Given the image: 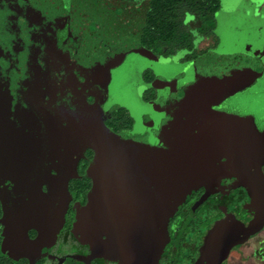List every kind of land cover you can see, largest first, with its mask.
Listing matches in <instances>:
<instances>
[{
	"label": "flooded vegetation",
	"instance_id": "af4514ba",
	"mask_svg": "<svg viewBox=\"0 0 264 264\" xmlns=\"http://www.w3.org/2000/svg\"><path fill=\"white\" fill-rule=\"evenodd\" d=\"M15 1L37 27L46 89L33 152L19 172L0 169V264H233L261 229L244 237L264 208L256 176L264 153L250 152L242 165L246 140L200 116L198 101L222 111L225 86L263 57L264 40L258 48L243 43L247 64L240 52L230 70L215 60L238 0H92L62 59L49 57L45 0ZM243 2L250 17L264 16V0ZM119 46L181 68L169 77L143 65L141 126L131 107L106 92ZM195 65L207 73L205 97L177 83ZM60 109L78 122L53 119ZM62 131L68 138L52 142ZM198 145L204 150L194 151ZM186 162L200 163L185 169ZM183 173L191 182L179 180ZM263 249L253 255L264 257Z\"/></svg>",
	"mask_w": 264,
	"mask_h": 264
},
{
	"label": "rangeland",
	"instance_id": "374dc122",
	"mask_svg": "<svg viewBox=\"0 0 264 264\" xmlns=\"http://www.w3.org/2000/svg\"><path fill=\"white\" fill-rule=\"evenodd\" d=\"M22 1L27 3L30 0ZM243 1L238 0L236 2V9L228 15V22L226 21L225 33L223 34L224 45L215 54L217 64L221 65L223 62H227L230 65L229 70L234 63L232 55L239 52L243 53L244 42L250 41L253 43L254 48H258L260 47V42L264 40V29L262 35H258L259 33L255 31L259 25L264 26V16L256 17V19L250 17L251 15L247 13V4ZM88 2L89 6L93 4L92 0L44 1L50 58L58 56L59 59H62V54L67 47L66 43L70 41L72 33L82 15L90 9L86 7ZM15 3L21 9V5L17 1ZM32 6L35 8L33 3ZM259 39L261 41H258ZM128 46L130 48V44ZM117 52V60L109 63L110 65L113 63L116 66L114 65L115 68L111 69L110 78L106 83V92L114 103H125L131 107V112L136 116L140 124L139 126H141L144 119L143 113L148 109L140 104L138 93L139 88L142 86L140 71L143 65L152 64L159 72V75L167 76L169 74V77H172L174 73H178L179 70L181 71V68L172 62H158L156 59H152L151 55L147 56V54L141 53L135 48L127 49L126 47L119 46ZM245 54L243 58L246 61L243 60L242 63L247 64V55ZM262 56L259 61L250 62L248 67L244 65V68H241L239 73L235 74L234 79L225 86L222 95L217 99L218 104L224 108L222 111L212 110L211 108L214 103L210 106L204 99L201 102L198 101L202 108L201 112H199L200 116L204 119L209 118L214 127L215 125L219 127L223 126L228 128L230 132H240L242 138L258 146L260 150H264V54ZM51 64L52 62H50L49 66ZM74 66L76 68L79 67L78 63ZM53 76L52 70L49 68L50 80ZM179 78L183 80H177V83L181 81H184L183 83H191L200 96L205 97L208 94L206 88L207 73L199 66L195 65L190 70L185 68ZM188 92L189 89L187 88L182 93H179L184 94ZM66 103L73 106L70 99H67ZM72 110L75 112V108L72 107ZM156 115L157 113L154 112L152 116L156 117ZM60 117H62L60 122H64L65 127L71 123L75 124L78 122L73 117L68 119L63 109L58 110L56 114L54 113L53 119L57 118L56 120L58 121ZM171 117L168 121V128L173 127V115ZM66 134V131H62L60 136H52V142L57 143V140L67 139ZM171 135L170 137L173 138ZM260 174L264 176V173ZM250 186H254L252 182ZM263 223L264 216L259 218L254 224H247L244 230V237H248L258 229H261L253 237L244 242L240 253L236 254L235 257L237 259L233 261V264H264V257L253 255L256 249L264 245Z\"/></svg>",
	"mask_w": 264,
	"mask_h": 264
},
{
	"label": "water",
	"instance_id": "95a60500",
	"mask_svg": "<svg viewBox=\"0 0 264 264\" xmlns=\"http://www.w3.org/2000/svg\"><path fill=\"white\" fill-rule=\"evenodd\" d=\"M36 38L37 27L32 18L15 7L12 0H0V169L3 167L8 173L23 168L28 154L33 152L38 131L46 78L45 55L34 45ZM241 147L242 165L249 162L243 157L251 156L250 152L257 156L264 153L249 141ZM198 150L204 148L198 145L194 151ZM195 163L186 162L182 167L189 169ZM256 176L264 188V176ZM192 179L184 173L179 178L190 182ZM263 216L264 208L255 217Z\"/></svg>",
	"mask_w": 264,
	"mask_h": 264
},
{
	"label": "trees",
	"instance_id": "16d2710c",
	"mask_svg": "<svg viewBox=\"0 0 264 264\" xmlns=\"http://www.w3.org/2000/svg\"><path fill=\"white\" fill-rule=\"evenodd\" d=\"M263 253H264V249L262 250L261 254H263Z\"/></svg>",
	"mask_w": 264,
	"mask_h": 264
}]
</instances>
